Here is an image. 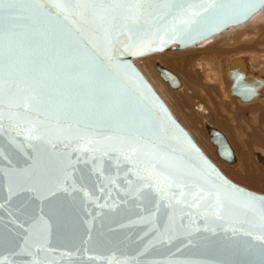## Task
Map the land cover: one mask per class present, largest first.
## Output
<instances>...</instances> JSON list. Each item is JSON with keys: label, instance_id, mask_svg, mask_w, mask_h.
I'll return each instance as SVG.
<instances>
[{"label": "water", "instance_id": "1", "mask_svg": "<svg viewBox=\"0 0 264 264\" xmlns=\"http://www.w3.org/2000/svg\"><path fill=\"white\" fill-rule=\"evenodd\" d=\"M172 3L154 0L139 25L107 31L77 0L33 4L15 28L4 19V264H264V194L218 168L135 64L244 24L264 3L223 0L208 12L201 0ZM155 68L180 89L173 72ZM207 131L233 164L224 134Z\"/></svg>", "mask_w": 264, "mask_h": 264}, {"label": "bare ground", "instance_id": "2", "mask_svg": "<svg viewBox=\"0 0 264 264\" xmlns=\"http://www.w3.org/2000/svg\"><path fill=\"white\" fill-rule=\"evenodd\" d=\"M135 64L138 67L145 66L153 73L156 71L155 64H160L173 72L181 81L180 89L174 90L183 98L180 108L185 107L190 113L192 122L200 128L199 132L208 140V126L222 132L236 157V161L230 165L241 167L244 173H250L255 181L264 185V130L259 126L258 130L252 129L247 134L244 129H249L248 126L243 129L241 125L235 124L232 129L226 122L217 121V118L207 119L208 116H205L209 114L221 118V112H226L231 116L227 117L230 121L244 120L252 127L244 108L249 107L248 110L253 112L264 105V7L244 24L231 27L198 45L145 56L135 60ZM195 99L198 101L197 112L191 105ZM234 106L237 108L232 112L230 109ZM180 108L173 107L177 113ZM259 120L261 124L264 123V115ZM235 134L241 138L242 146L235 142ZM212 147L208 151L215 158L216 147ZM217 160L215 164L227 170L226 163Z\"/></svg>", "mask_w": 264, "mask_h": 264}, {"label": "snow or ice", "instance_id": "3", "mask_svg": "<svg viewBox=\"0 0 264 264\" xmlns=\"http://www.w3.org/2000/svg\"><path fill=\"white\" fill-rule=\"evenodd\" d=\"M232 2L235 3L236 0H232ZM259 2L264 3V0H259ZM153 3L154 0H77V7L82 8L86 13H91L95 22H97L100 26H107L105 29V31H107L108 29L116 28L118 21L121 20H131L134 25H139L141 17L145 14H150ZM33 4L43 7L42 0H0V32L3 30V21L5 18H7L9 21L10 29L15 28L16 25L14 22L20 19V14L22 12L28 11ZM167 6L170 9L175 8L172 0H168ZM218 6H223V0H201V8L204 12H208L209 10L215 9ZM55 7L67 9L68 5L64 2H60L57 3ZM193 8L194 5L189 4L187 7L181 6L179 10L183 13H186ZM192 14L198 15L199 13L193 11ZM11 34L13 33L10 31V35ZM0 39H2V36H0ZM12 73L13 69L10 63V77L12 76ZM3 77V55L0 53V92L3 91ZM9 85L10 91L13 85L19 88V84L12 79L9 80ZM23 90L25 92H31V85L26 84V87ZM25 100H27V97H25ZM24 107H28L27 102H25ZM259 239L264 241V236L259 237ZM0 264H4V262L0 261Z\"/></svg>", "mask_w": 264, "mask_h": 264}, {"label": "rangeland", "instance_id": "4", "mask_svg": "<svg viewBox=\"0 0 264 264\" xmlns=\"http://www.w3.org/2000/svg\"><path fill=\"white\" fill-rule=\"evenodd\" d=\"M250 32V30H248ZM158 54V53H157ZM138 67V66H137ZM138 69L142 72V74L144 75V77L148 80V82L151 84V86L154 88V90L158 93H161L158 95L163 99V101L167 104V106L170 108L171 112L174 114V116L179 120V122L182 124V126L187 130V132L192 136V138L195 140V138L198 141L196 142L198 144V146L203 149L202 151L214 162L216 163L217 159H220L218 156H215V158H213V156L211 155V152L208 151L209 149L213 148L212 144L209 142V140L205 137L204 134H201L199 131L200 128H198L197 126H195V124L192 122V117H190V113L185 109V107H181L180 108V102L183 100L182 97H180L178 94L174 93V89L170 88L169 85L166 83V85L163 83L164 81L161 80V78L159 77V75L157 74V72L155 71L154 73L151 72L148 68H146L145 66L140 65L138 67ZM176 70L180 73L179 69L176 67ZM155 85V86H154ZM164 92L160 91L159 88ZM174 93V94H173ZM162 95V96H161ZM182 98V99H181ZM198 101L195 99L194 101L191 102V105L193 106V108L196 110L195 112L198 111V109L196 108ZM178 107L180 109H178L179 113H177L173 107ZM237 108V107H236ZM235 106L233 108H231L230 110L233 112L236 110ZM249 107L244 108V112L245 115L248 117V120L250 121V124L252 127H250L248 125V122L244 121V120H237L235 122L230 121L228 118H231L229 113L226 112H221V118L220 116H211V115H205L208 116L207 119H212V120H216L215 118H217V121H222V122H226L231 128L235 127V124H237L238 126L241 125L240 127L244 129V126L247 127L244 129L245 133H250L252 131V129H259V126L262 128V130H264V123H260L259 118L264 115V113L261 111V109L264 111V105H261L257 108L256 111L252 110L253 112H250L248 110ZM176 109V108H175ZM186 110V111H185ZM248 111V112H247ZM188 112V113H187ZM257 112V113H256ZM251 113V114H250ZM188 116H187V115ZM190 115V116H189ZM223 116V117H222ZM189 117V118H188ZM210 117V118H209ZM228 117V118H227ZM251 117V119H250ZM253 117V118H252ZM229 120V123H228ZM252 120V121H251ZM237 122V123H236ZM243 122V123H242ZM258 122V123H257ZM239 123V124H238ZM247 123V125L245 124ZM234 125V126H233ZM232 128V129H233ZM190 129V130H189ZM195 137V138H194ZM234 140L235 142H237V144L239 146H242L241 144V138L239 137V135L237 136V134L234 135ZM201 145V146H200ZM206 150V151H205ZM217 157V158H216ZM217 160V161H216ZM221 160V159H220ZM216 161V162H215ZM222 161V160H221ZM224 162V161H223ZM218 163V162H217ZM226 163V162H224ZM227 164V163H226ZM226 169H220V167H218L226 176L229 175V178L231 177L232 180L234 181V179L236 178L238 182V184L240 183L242 186L253 190L255 192H259L264 194V185H261L260 182L255 181L254 178H252L249 174H246L242 171V168H234L232 167L230 164H227ZM217 165V164H216ZM236 169V170H235ZM237 171V172H236ZM234 177V179H233ZM230 178V179H231ZM255 183V184H254ZM256 186V187H255ZM258 186V187H257ZM261 187V188H260ZM260 190V191H259Z\"/></svg>", "mask_w": 264, "mask_h": 264}]
</instances>
